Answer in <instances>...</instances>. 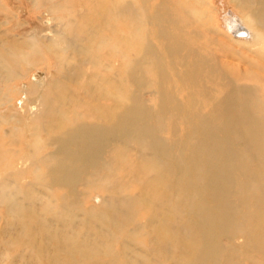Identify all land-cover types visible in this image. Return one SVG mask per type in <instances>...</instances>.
Masks as SVG:
<instances>
[{
	"label": "bare ground",
	"instance_id": "6f19581e",
	"mask_svg": "<svg viewBox=\"0 0 264 264\" xmlns=\"http://www.w3.org/2000/svg\"><path fill=\"white\" fill-rule=\"evenodd\" d=\"M231 3L236 11L226 15L225 28L237 42L220 35L230 44L219 40L215 55L227 61L221 66L205 53L201 38L207 28L187 1L165 0L162 10L150 11L115 0L112 9L97 3L94 12L68 20L79 43L70 41L72 57L64 58L67 48L57 55L65 70L47 92L44 116L50 117L40 124L38 117L33 125V136L38 139L43 131L55 147L41 159L45 171L39 179L64 188L66 195L40 211L28 204L21 217L24 226L41 228L42 238L29 243L40 246L47 264H264V86L261 94V86L252 87L240 71L248 67L264 74V0ZM129 10L126 35L115 26L101 37L100 45L113 43V57L105 63L93 59L96 36L106 32L96 18L107 15L111 24ZM141 14L148 19L138 25ZM190 19L194 34L183 24ZM153 31L164 38L162 54L148 43ZM3 36L0 86L8 91L0 87V97L6 99L11 55H23L15 40L6 48ZM39 45L28 44L35 50ZM233 60L240 65L226 69ZM129 83L133 90L123 103L115 92ZM144 88L149 103L140 98ZM35 102L39 107L40 99ZM5 111L0 107V129ZM6 136L0 133V171L16 163L6 160ZM123 154L131 160L124 163L129 156ZM131 185L137 189L128 192ZM79 186L84 194L98 190L99 203H84ZM50 210L54 214L48 217Z\"/></svg>",
	"mask_w": 264,
	"mask_h": 264
},
{
	"label": "rangeland",
	"instance_id": "374dc122",
	"mask_svg": "<svg viewBox=\"0 0 264 264\" xmlns=\"http://www.w3.org/2000/svg\"><path fill=\"white\" fill-rule=\"evenodd\" d=\"M114 1L115 0H0V35H4V46L9 48L11 45L9 41L15 40L16 47L20 49L18 52H21L23 55V57H21L22 60L16 57L15 54L11 55L10 68L12 69L13 79L9 84L10 92L6 99L0 97V107L6 110L4 113L5 118L0 129V133H7L5 137V148L7 150L6 160L12 159L11 162L13 160L16 161L15 165H9V167L0 171V264H39V262L47 264L46 262L48 259L41 254L40 246L29 243L30 240H34L35 238H42L41 228L37 223L34 227L24 226V219L21 217L25 213H28V204L34 202L36 210L40 211L44 208V205L50 204L51 202L54 203L55 198L61 200V196L66 195V192L64 188L56 184H47L45 180L39 179V177H43L45 171V168L41 164V159L45 156H49L50 152H52L55 147L50 145V139L47 138L43 131L39 132V137L36 139V136H33L36 127L33 125L38 117H41L38 124L50 117L49 112L47 118L44 116V112L47 110L50 102L47 97V92L51 91V87L54 85L53 81L55 82L56 78L60 76L61 71L65 70V68L63 66L61 67L59 62H57V55H61L60 50L67 48V54L64 58L67 59L72 57L74 51L72 48H69L68 45L70 41L74 42L75 45L79 43L78 40H74L78 38L75 36L77 31L73 33L72 29L74 26H70L68 20L72 18V16L76 17V15L79 16L88 12H94L95 4L97 3L100 7L105 3L106 6L108 5L109 8L112 9L111 4ZM164 1L165 0H126L129 4L133 3L138 7L150 11L155 8L162 10ZM168 1H175V4L179 2V0ZM182 1H187L198 8V11L194 13V17L207 28L203 32L204 37L201 38V44L207 46L205 53L208 55L211 54L210 57L214 55L218 66H221V60L226 63V60L217 57L218 50L220 49L218 43L220 39L221 43L228 42L229 40L231 42H237V40L231 36L232 34L227 28H225V17L230 10H235L236 6L231 3V0ZM52 6L53 10H51ZM175 8H177L176 5ZM100 11L103 12V14L104 12L109 14L105 16L110 17V22L114 19L107 9L105 11L101 9ZM105 16L96 18V25L105 28L106 32H102L96 36L95 44L93 45L95 49L92 52L93 59L98 57L104 63L110 56L113 57L114 51L111 41L100 45L101 41L105 39L101 37L103 34L108 36V32L115 26L118 33L122 34L123 32V34L126 35L129 31L127 26L131 25L132 21L130 10L128 11V15L126 13L122 16L119 15L114 23L111 24H106L107 22L103 18ZM147 19V15L141 14L135 19V23L140 25ZM161 20L162 23H165L163 19ZM183 24L191 33H195L196 25L191 19L187 22L183 21ZM152 25L157 27L153 20ZM180 25L181 24H177L175 28L178 29ZM221 34L227 36L228 41L221 38ZM6 35H8V37H6ZM162 37L163 36H158L155 31L151 32L148 37V43H151L154 50H157L160 54L163 53L164 48V38ZM34 40H38L42 43L36 50L28 46V44ZM48 42L55 44V46ZM85 44L87 45V41H85ZM61 45L62 47H60ZM39 49L42 50L41 53L37 52ZM196 50L199 52L204 49L196 45ZM76 57V59H78L80 56ZM119 64H121V61H119ZM238 65L240 64H238L236 60H233L230 62V68L226 69H236ZM175 67L178 71L182 69L181 65L179 64L178 66L177 63ZM247 69L248 67L241 68L240 71H244V74L247 73V78L252 87L257 88L261 86V94H263L264 74L256 68ZM169 70H172V68L169 67ZM147 79L148 81L150 80L148 76ZM22 85L25 87L22 91H18ZM0 87L1 89H5L4 84ZM74 87L76 90L77 87ZM82 87L87 89L86 84H83ZM132 90L133 85L129 83L119 89V92L115 93L119 97V100L125 103L129 102L127 96ZM7 91L6 89L4 90L5 94ZM37 98L40 99V106L36 108L35 101L38 100ZM140 98L146 103L150 102L149 100L151 98L149 97L148 88L142 89ZM33 114L36 115L35 119L32 117ZM181 123L182 122H179V125ZM13 126L17 128V132L11 131ZM165 136L166 138H172L170 134L167 137V132ZM123 155L125 157L127 154ZM128 158L129 159L124 160V163L129 162L132 156ZM29 160L30 162H28ZM132 163L138 164V161L135 160V162ZM135 179L126 178L127 182L132 181L134 184H142L144 182V179ZM78 189L83 192V198L81 199L84 200V203H87V205H97L99 203L100 196L98 190L89 189V192L84 194V188L82 186H79ZM136 189V185H131L128 192H133ZM12 202H15L13 206L14 214L9 213L7 215L8 208ZM48 214V217H51L54 213L50 210ZM238 242L242 243V240H238ZM49 253L51 254V249ZM173 257V263H175L176 254H173Z\"/></svg>",
	"mask_w": 264,
	"mask_h": 264
}]
</instances>
